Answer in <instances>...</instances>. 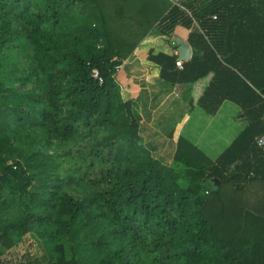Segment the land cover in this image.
I'll return each instance as SVG.
<instances>
[{
	"label": "trees",
	"instance_id": "1",
	"mask_svg": "<svg viewBox=\"0 0 264 264\" xmlns=\"http://www.w3.org/2000/svg\"><path fill=\"white\" fill-rule=\"evenodd\" d=\"M177 26L191 57L149 50L159 77L248 124L215 159L179 136L166 166L115 74ZM263 116L264 0H0V264H264V213L224 189L264 180ZM26 236L42 255L16 261Z\"/></svg>",
	"mask_w": 264,
	"mask_h": 264
},
{
	"label": "crops",
	"instance_id": "2",
	"mask_svg": "<svg viewBox=\"0 0 264 264\" xmlns=\"http://www.w3.org/2000/svg\"><path fill=\"white\" fill-rule=\"evenodd\" d=\"M169 1L176 4L182 0ZM188 32V29L177 26L172 39L155 33L147 34L123 62L115 78L125 97L134 101L140 112L143 109L151 112V116L156 112L157 116L166 117L172 114L173 124L168 130V135L172 132V136L168 137L174 147L177 138L182 136L215 159L247 126L241 107L233 101L224 100L212 115L206 114L198 105L190 108L187 91L179 92L183 87L171 86L163 81L157 65L147 59L149 50L175 54L177 45L174 37L188 43ZM154 100L157 105L152 104ZM226 197L237 199L240 206L264 213V180H253L238 193L230 191V196Z\"/></svg>",
	"mask_w": 264,
	"mask_h": 264
},
{
	"label": "rangeland",
	"instance_id": "3",
	"mask_svg": "<svg viewBox=\"0 0 264 264\" xmlns=\"http://www.w3.org/2000/svg\"><path fill=\"white\" fill-rule=\"evenodd\" d=\"M21 89L17 84L15 85ZM123 93V92H122ZM124 98L125 95H124ZM153 105H157V101L152 102ZM137 110L141 117V126L139 133L142 137L143 144L150 150L152 156L162 162L166 166H170L175 151L174 145L171 143L170 138L168 137V130L171 129L173 124L172 114L166 116H157L156 112L151 116V112H145L143 109L139 111V106ZM143 108V107H141ZM170 111V108H169ZM150 113V115H149ZM225 195L230 196V190L225 187ZM14 213L11 212L10 215ZM26 241L29 244L27 248H22L18 250V255L16 256V261L25 260L27 253L30 254H39V258L42 255L41 249H39L32 241L31 238L26 236ZM4 250L0 246V251ZM25 255V256H24Z\"/></svg>",
	"mask_w": 264,
	"mask_h": 264
},
{
	"label": "water",
	"instance_id": "4",
	"mask_svg": "<svg viewBox=\"0 0 264 264\" xmlns=\"http://www.w3.org/2000/svg\"><path fill=\"white\" fill-rule=\"evenodd\" d=\"M175 43L177 45L176 51L177 56L181 58L183 61H187L191 56V48L189 43L182 41L179 37L175 36ZM217 185L219 184L218 179H216Z\"/></svg>",
	"mask_w": 264,
	"mask_h": 264
},
{
	"label": "built area",
	"instance_id": "5",
	"mask_svg": "<svg viewBox=\"0 0 264 264\" xmlns=\"http://www.w3.org/2000/svg\"><path fill=\"white\" fill-rule=\"evenodd\" d=\"M175 54H177V51H175ZM175 65L177 67L181 68L182 67V60L177 58L176 61H175ZM92 77L98 79L99 82H101V78H99L98 72L96 70L92 71ZM257 144L259 146L264 147V135H262V136L257 138Z\"/></svg>",
	"mask_w": 264,
	"mask_h": 264
}]
</instances>
